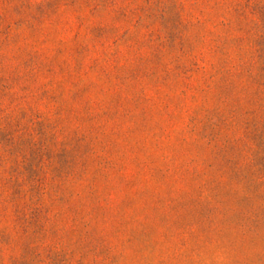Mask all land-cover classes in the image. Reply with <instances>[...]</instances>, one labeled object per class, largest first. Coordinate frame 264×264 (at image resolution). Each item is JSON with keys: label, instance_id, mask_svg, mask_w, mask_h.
<instances>
[{"label": "rangeland", "instance_id": "374dc122", "mask_svg": "<svg viewBox=\"0 0 264 264\" xmlns=\"http://www.w3.org/2000/svg\"><path fill=\"white\" fill-rule=\"evenodd\" d=\"M0 264H264V0H0Z\"/></svg>", "mask_w": 264, "mask_h": 264}]
</instances>
